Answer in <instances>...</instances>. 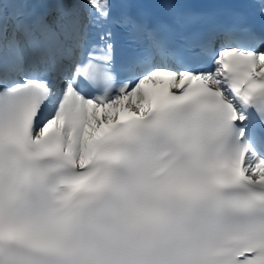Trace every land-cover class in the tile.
<instances>
[{"label":"snow or ice","instance_id":"obj_1","mask_svg":"<svg viewBox=\"0 0 264 264\" xmlns=\"http://www.w3.org/2000/svg\"><path fill=\"white\" fill-rule=\"evenodd\" d=\"M0 264H264V0H0Z\"/></svg>","mask_w":264,"mask_h":264}]
</instances>
